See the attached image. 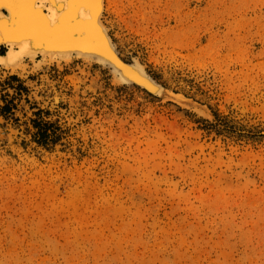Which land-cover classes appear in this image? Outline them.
<instances>
[{
  "label": "rangeland",
  "instance_id": "rangeland-1",
  "mask_svg": "<svg viewBox=\"0 0 264 264\" xmlns=\"http://www.w3.org/2000/svg\"><path fill=\"white\" fill-rule=\"evenodd\" d=\"M101 22L164 91L79 58L0 67V94L28 90L0 117V264H264V139L195 122L264 134V0H104ZM30 105L63 144L31 142Z\"/></svg>",
  "mask_w": 264,
  "mask_h": 264
},
{
  "label": "bare ground",
  "instance_id": "bare-ground-1",
  "mask_svg": "<svg viewBox=\"0 0 264 264\" xmlns=\"http://www.w3.org/2000/svg\"><path fill=\"white\" fill-rule=\"evenodd\" d=\"M103 9L104 0H0V67L14 70L25 59L79 58L111 67L116 84L134 85L124 78L126 69L119 71L106 56L117 53L101 22ZM136 65L131 68L143 83L136 84L160 95L163 88Z\"/></svg>",
  "mask_w": 264,
  "mask_h": 264
},
{
  "label": "trees",
  "instance_id": "trees-1",
  "mask_svg": "<svg viewBox=\"0 0 264 264\" xmlns=\"http://www.w3.org/2000/svg\"><path fill=\"white\" fill-rule=\"evenodd\" d=\"M2 47L1 53H4ZM148 73L154 78L159 79L158 74ZM13 83L16 82L14 88L17 94H0V117L4 120H14L18 123L19 118L15 117V110H17L19 102L22 96L28 102L27 87L23 85L22 80L15 74L9 75L6 79ZM29 110L31 115L28 116L25 122L24 133L30 136L31 142H34L37 146L46 150H52L57 144H63L62 139L66 131L58 125L57 121H51L49 119L50 112L35 105H30ZM213 115L216 117L217 122L209 121L205 118H199L195 120L197 128L204 131L206 134L215 133L218 136L225 138H233L234 140H249L253 142H259L264 139V134L258 132L257 134H248L242 131H236L235 126L230 124L227 117L220 115L218 112L213 111Z\"/></svg>",
  "mask_w": 264,
  "mask_h": 264
},
{
  "label": "water",
  "instance_id": "water-1",
  "mask_svg": "<svg viewBox=\"0 0 264 264\" xmlns=\"http://www.w3.org/2000/svg\"><path fill=\"white\" fill-rule=\"evenodd\" d=\"M106 56L108 57V60L113 64V66H115L119 71H121V69H126L127 73L124 76V78L126 80H129V81L134 82V83L139 82L140 84H143L142 80H140V78L135 74V72H133V69L131 68V66L134 64V62L127 63V62L123 61L118 55H117V58L115 56H113V54H107ZM124 65L125 66L128 65L129 67H125ZM127 69H130L131 73H128Z\"/></svg>",
  "mask_w": 264,
  "mask_h": 264
},
{
  "label": "clouds",
  "instance_id": "clouds-1",
  "mask_svg": "<svg viewBox=\"0 0 264 264\" xmlns=\"http://www.w3.org/2000/svg\"><path fill=\"white\" fill-rule=\"evenodd\" d=\"M3 62H4L3 58H0V63H3Z\"/></svg>",
  "mask_w": 264,
  "mask_h": 264
}]
</instances>
